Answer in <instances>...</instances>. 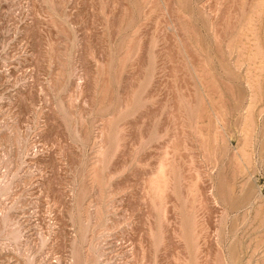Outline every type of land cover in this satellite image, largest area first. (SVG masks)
Returning <instances> with one entry per match:
<instances>
[{"label":"rangeland","instance_id":"rangeland-1","mask_svg":"<svg viewBox=\"0 0 264 264\" xmlns=\"http://www.w3.org/2000/svg\"><path fill=\"white\" fill-rule=\"evenodd\" d=\"M0 264H264V0H0Z\"/></svg>","mask_w":264,"mask_h":264}]
</instances>
